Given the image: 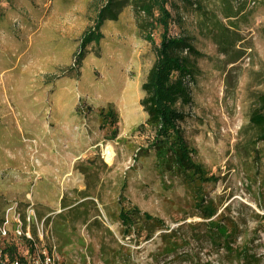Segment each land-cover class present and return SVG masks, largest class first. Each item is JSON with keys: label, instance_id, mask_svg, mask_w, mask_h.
I'll use <instances>...</instances> for the list:
<instances>
[{"label": "rangeland", "instance_id": "1", "mask_svg": "<svg viewBox=\"0 0 264 264\" xmlns=\"http://www.w3.org/2000/svg\"><path fill=\"white\" fill-rule=\"evenodd\" d=\"M98 1L0 0V206L29 197L38 216L50 212L49 226L64 220L69 234L51 229L64 264H264V142L258 157L245 152L264 93V10L242 1L245 17L231 29L242 41L224 55L199 13L169 0L170 34H186L201 54L178 123L199 176L169 170L149 149L141 86L155 51L131 8L76 66ZM202 2L220 18L218 0ZM134 210L156 221L134 216L128 229L120 215Z\"/></svg>", "mask_w": 264, "mask_h": 264}, {"label": "trees", "instance_id": "2", "mask_svg": "<svg viewBox=\"0 0 264 264\" xmlns=\"http://www.w3.org/2000/svg\"><path fill=\"white\" fill-rule=\"evenodd\" d=\"M183 5L195 9L204 20L208 34L213 36L215 42L222 47L221 53L226 55L228 49H232L242 38L231 29L237 26L236 21L243 19L245 3L243 0H218L220 3L219 16L228 21L229 27L214 13L204 8L203 0H179ZM264 10V0H251ZM242 4V5H241ZM172 6L169 0H99L98 10L94 19V26L86 30L81 38L79 51L75 56L76 66H80L84 59L85 49L91 44H99L103 39L101 29L106 22H116L119 15L127 8L133 10L138 34L154 46L155 59L150 67L145 82L141 86L143 98L141 107L146 114L145 124L153 130V138L150 150L154 151L175 172H191L202 176V172L193 162L192 155L195 153L184 139L183 132L178 123L182 122L185 115L179 107L191 103L190 83L198 72L197 60L201 54L195 50L193 40L186 34H170L171 24H175L168 7ZM246 13V12H245ZM184 21L183 17L181 18ZM159 31V42L155 44L153 33ZM261 32L264 35V27ZM215 33V35H213ZM240 57L237 56L236 60ZM110 115V112L107 113ZM113 118V117H112ZM115 123V118L112 119ZM249 124L256 132V139L245 149L256 153L255 145L264 142V93L258 95L256 107L250 114ZM245 154V155H246ZM198 176V177H199ZM202 181L205 178L199 177ZM7 205L0 206V214ZM4 206V207H3ZM3 208V209H2ZM2 209V210H1ZM205 209L204 217L207 219L213 213ZM129 215L122 212V222L129 229L133 224V217L137 216L145 222H155L156 219L148 214H140L134 210ZM57 232H63L62 225L58 224ZM178 229H172L163 234L164 240L171 241L176 237ZM58 235L59 234H55ZM151 236V232L149 233Z\"/></svg>", "mask_w": 264, "mask_h": 264}, {"label": "built area", "instance_id": "3", "mask_svg": "<svg viewBox=\"0 0 264 264\" xmlns=\"http://www.w3.org/2000/svg\"><path fill=\"white\" fill-rule=\"evenodd\" d=\"M29 200H10L0 214V264H64L47 223Z\"/></svg>", "mask_w": 264, "mask_h": 264}, {"label": "crops", "instance_id": "4", "mask_svg": "<svg viewBox=\"0 0 264 264\" xmlns=\"http://www.w3.org/2000/svg\"><path fill=\"white\" fill-rule=\"evenodd\" d=\"M67 197V196H66ZM64 199V198H63ZM62 199V200H63ZM61 196H59V200H58V205H59V207L60 208H63V209H60L61 211H66V209H68V208H70V207H66V205H65V203H61ZM61 204H62V206H61ZM39 213V212H38ZM50 213V212H49ZM49 213H47V214H45L44 216H41L40 214H39V216L40 217H45L46 215H48ZM61 213V212H60ZM53 220V219H52ZM58 224H60V225H62V228H63V232H61V233H59V232H57V226H58ZM66 227V224H65V222H64V220H53L52 222H51V225H50V228L52 229V231H53V234H69L67 231H65L64 230V228Z\"/></svg>", "mask_w": 264, "mask_h": 264}, {"label": "bare ground", "instance_id": "5", "mask_svg": "<svg viewBox=\"0 0 264 264\" xmlns=\"http://www.w3.org/2000/svg\"><path fill=\"white\" fill-rule=\"evenodd\" d=\"M112 157H113L112 152L109 150V147H107L104 153L105 161L111 162Z\"/></svg>", "mask_w": 264, "mask_h": 264}]
</instances>
